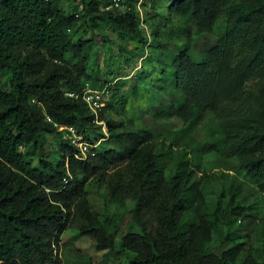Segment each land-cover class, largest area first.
I'll return each instance as SVG.
<instances>
[{"label":"trees","instance_id":"16d2710c","mask_svg":"<svg viewBox=\"0 0 264 264\" xmlns=\"http://www.w3.org/2000/svg\"><path fill=\"white\" fill-rule=\"evenodd\" d=\"M138 1L121 10L122 0L111 9L114 0H83V9L70 15L62 0H0V264H62L58 250L69 228L114 253L116 224L93 210V185L104 186L109 203L132 217L120 243L128 264H264L243 243H231L220 255L208 248L223 227L251 224L255 206L239 185L225 205L222 199L209 205L185 159L187 148L201 155L213 148L189 135L199 114L240 100L246 82L264 69V0L171 4V12L209 31L224 18L225 30L210 51L200 52L192 29H181L183 43L172 61L182 99L167 114L189 127L163 136L118 125L103 110L96 116L81 96L94 80L89 63L97 44L72 32L81 23L140 38ZM95 133L114 147L84 155L74 139L94 143ZM48 136L55 138L57 160L47 151ZM174 148L185 151L173 170L176 153H168ZM228 154L264 192V121L234 141Z\"/></svg>","mask_w":264,"mask_h":264},{"label":"rangeland","instance_id":"374dc122","mask_svg":"<svg viewBox=\"0 0 264 264\" xmlns=\"http://www.w3.org/2000/svg\"><path fill=\"white\" fill-rule=\"evenodd\" d=\"M174 1L139 0L136 3L143 31L140 38L121 36L110 27L102 31L91 30L81 23L72 32L75 38L93 39L97 44L89 63L94 80L88 82L87 89L105 90V107L101 110L104 116L130 129H148L156 136L181 133L189 127L179 115L167 114L168 107H179L182 99L175 83L176 64L172 61L183 43V36L179 34L181 29H192L194 49L200 52L210 51L225 30L224 18L209 31L171 12ZM122 3L120 9L124 10L131 0H122ZM61 7L67 14H77L83 9V0H62ZM263 86L264 69L246 82L240 100L227 101L216 112L199 114L189 135L202 144H212L213 148L202 155L187 148L189 154L185 156L196 171L197 179H201V189L209 205H215L219 199L225 205L231 188L239 185L242 195L255 206L251 224L242 226L237 221L230 227H223L213 234L208 248L220 255L231 243H243L260 262H264V192L249 179L238 160L228 154V147L243 133L251 132L263 123L264 98L260 97ZM102 131L108 136V128L104 126ZM47 140V151L57 160L59 152L54 136H48ZM91 140L94 143L76 137L74 142L85 153L114 147L107 137L99 138L98 133L91 135ZM183 150L174 148L168 153L169 157L176 153L170 164L173 170L177 168L176 161ZM89 199L101 220L109 216L116 224L111 229L116 235V250L114 253L99 250L91 237L69 228L63 234L58 250L62 264H128L129 256L121 251L120 243L132 219L129 211L123 212L110 204L104 186L90 187Z\"/></svg>","mask_w":264,"mask_h":264},{"label":"built area","instance_id":"2783aa9c","mask_svg":"<svg viewBox=\"0 0 264 264\" xmlns=\"http://www.w3.org/2000/svg\"><path fill=\"white\" fill-rule=\"evenodd\" d=\"M120 0H114V3L107 7L111 9L113 7H119ZM71 97H78L75 93H68ZM105 90H90L85 89L81 94L83 100L88 104L91 111L97 116L99 112L105 107ZM85 155V152H83Z\"/></svg>","mask_w":264,"mask_h":264}]
</instances>
